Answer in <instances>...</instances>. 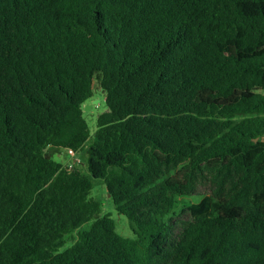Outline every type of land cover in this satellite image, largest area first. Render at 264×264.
<instances>
[{
    "label": "trees",
    "instance_id": "16d2710c",
    "mask_svg": "<svg viewBox=\"0 0 264 264\" xmlns=\"http://www.w3.org/2000/svg\"><path fill=\"white\" fill-rule=\"evenodd\" d=\"M0 264H264V0H0Z\"/></svg>",
    "mask_w": 264,
    "mask_h": 264
},
{
    "label": "rangeland",
    "instance_id": "374dc122",
    "mask_svg": "<svg viewBox=\"0 0 264 264\" xmlns=\"http://www.w3.org/2000/svg\"><path fill=\"white\" fill-rule=\"evenodd\" d=\"M95 89L97 90L96 93H98L99 89L97 83H95ZM97 96L98 95H96L93 100L88 101L83 106L84 117L88 122L92 136L97 129V117L99 116L100 113L106 110L103 98L100 105V101L97 99L98 98ZM91 140L92 138L90 139V142ZM49 154L52 156V158L55 161L63 165L70 163L69 151L66 150L59 151V150L50 149ZM77 156L80 158L81 163L78 164L76 168L80 170L82 173L86 174L93 182L92 197L102 202L104 213L110 214L111 217L116 221L117 230L122 236L127 238H134V234L133 231L131 230L128 219L125 216L118 214V212L115 210L113 202L107 194L105 183L103 182V180L93 178L88 172L86 155H84L83 153H78ZM200 200H201L200 197L180 198L179 199L180 204L176 210L177 213L180 212L181 209H183V207H186L188 204L198 203Z\"/></svg>",
    "mask_w": 264,
    "mask_h": 264
},
{
    "label": "built area",
    "instance_id": "2783aa9c",
    "mask_svg": "<svg viewBox=\"0 0 264 264\" xmlns=\"http://www.w3.org/2000/svg\"><path fill=\"white\" fill-rule=\"evenodd\" d=\"M70 152V154H69V159H70V163H67V164H65L64 166H65V168L67 169V170H69V171H71V170H73L74 168H76V166L78 165V164H80L81 163V160H80V158L77 156L78 154L77 153H75V152H73V151H69Z\"/></svg>",
    "mask_w": 264,
    "mask_h": 264
},
{
    "label": "water",
    "instance_id": "95a60500",
    "mask_svg": "<svg viewBox=\"0 0 264 264\" xmlns=\"http://www.w3.org/2000/svg\"><path fill=\"white\" fill-rule=\"evenodd\" d=\"M87 107H90V106H87ZM257 141V140H256Z\"/></svg>",
    "mask_w": 264,
    "mask_h": 264
}]
</instances>
